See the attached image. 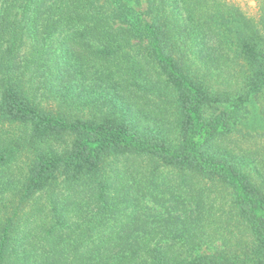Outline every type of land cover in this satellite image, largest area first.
I'll return each instance as SVG.
<instances>
[{"label": "trees", "instance_id": "obj_1", "mask_svg": "<svg viewBox=\"0 0 264 264\" xmlns=\"http://www.w3.org/2000/svg\"><path fill=\"white\" fill-rule=\"evenodd\" d=\"M257 3L0 0V264H264Z\"/></svg>", "mask_w": 264, "mask_h": 264}, {"label": "rangeland", "instance_id": "obj_2", "mask_svg": "<svg viewBox=\"0 0 264 264\" xmlns=\"http://www.w3.org/2000/svg\"><path fill=\"white\" fill-rule=\"evenodd\" d=\"M228 1L238 5L249 16L256 17L258 15L259 11H258L257 0H228ZM125 3L128 4V8L129 7L134 8L137 12H143L146 8V0H125ZM229 87L230 86L226 84L222 86L221 89L225 90V89H228ZM256 101L257 100H254L253 98V102L250 103L251 108L253 109V113L250 116L252 118L256 117L258 119L254 122V124L251 123V125H249V127L247 128L246 126L244 127V125L242 124V126L244 127L246 131L250 130L254 134V137L250 140L251 141L250 143L249 142L244 143L246 144V146H248L249 144L251 145L261 144V141L264 139V135H261V133L264 132V129L262 126V123H264L263 121L264 114L261 113L260 105L258 103H255ZM249 102L247 101V103ZM100 114L101 113H97L96 115L99 116ZM246 114L248 115L249 112L246 111ZM80 116H82L83 119H86V118H91L90 116L92 115L89 114L88 110H85L84 112H81ZM257 133H260V135H257Z\"/></svg>", "mask_w": 264, "mask_h": 264}]
</instances>
